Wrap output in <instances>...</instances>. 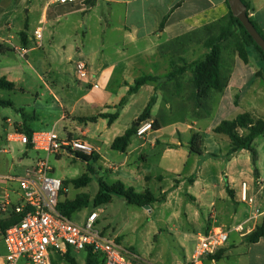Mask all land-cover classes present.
I'll use <instances>...</instances> for the list:
<instances>
[{
    "label": "crops",
    "instance_id": "obj_1",
    "mask_svg": "<svg viewBox=\"0 0 264 264\" xmlns=\"http://www.w3.org/2000/svg\"><path fill=\"white\" fill-rule=\"evenodd\" d=\"M242 2L249 6L250 19L264 36V0ZM24 10V22L18 25L12 18L5 19L0 31V79L16 86L14 90H5V101L12 104L5 107V154L17 160L16 167L23 175L34 162L32 159L26 163L23 158L33 150L17 140L9 141L13 134L53 130L62 139L80 138L95 152L86 157L88 161L74 156L85 162L91 172L93 168L109 172L117 183L135 193L149 192L156 201L147 210L155 204L172 206L173 218L183 219L182 228L173 226L181 237L182 264L190 259L198 236L212 229L227 232L231 240L222 249L220 260H214L215 264L224 258L232 259L231 264H264V239L254 244L244 241L261 224L264 215V171L259 167L258 152L254 167L248 150L230 154L229 139L223 155L208 151L205 140L212 133L211 139L216 143L225 142L226 135L215 133L214 128L243 113L264 121V103L257 109L258 100L264 101L263 60L252 49L247 63L236 54L227 68L223 60L227 85L220 93H210L208 111L194 105L190 71L168 79L172 62L184 58H176V54L186 51L185 39L227 17V1L80 0L57 5L52 0H38L35 5L26 0ZM32 13L37 24L34 31L41 28L40 47L33 33L25 32ZM20 49L27 50L23 57L18 53ZM79 60L87 67L85 79H79L75 73ZM142 76L158 80L129 95V88ZM1 91L4 90H0V96ZM152 97L155 102L148 121L152 126L155 123L157 129L143 137L132 136L124 152L113 150V141L136 123ZM252 101L255 105L245 106ZM117 111L118 117L112 123L102 117ZM179 113H185V125L181 128L175 123ZM213 115H217V121L208 124ZM238 133L245 136L247 130L238 129ZM195 134L202 140L200 155L190 153L188 148ZM211 158L216 164L212 163L214 170L209 171L206 165ZM11 170L8 168L0 176H19ZM243 183L252 200L249 204L240 200ZM6 197L13 202L18 200L17 185L0 180V203ZM186 199L193 203L187 205L191 212L184 204ZM98 213L97 227L119 243L120 235L112 220H100L102 212ZM12 217L0 215V222ZM239 226L241 230L236 231ZM5 254L0 238V264H4ZM211 259L205 264H212ZM59 260L62 257H51L52 264Z\"/></svg>",
    "mask_w": 264,
    "mask_h": 264
},
{
    "label": "built area",
    "instance_id": "obj_2",
    "mask_svg": "<svg viewBox=\"0 0 264 264\" xmlns=\"http://www.w3.org/2000/svg\"><path fill=\"white\" fill-rule=\"evenodd\" d=\"M57 5H71L80 0H52ZM90 1V0H82ZM2 28L0 27V31ZM37 46H41V28L33 32ZM26 49L18 50L23 57ZM79 79L87 77L84 61L75 64ZM153 129L152 123L145 120L137 125L135 135L143 137ZM29 146L36 153L46 156L34 158L32 166L23 176H0L3 183L17 185L18 200L9 197L0 203V215H11L20 219L4 231L0 238L6 254L4 264H52L51 257L65 256L71 249L90 253L97 264H147L139 256L123 248L97 227L99 213L92 211L81 224L57 209L60 202L63 181L52 177L53 169L48 158L51 155L79 154L93 156L95 149L80 138H60L53 130L27 134L15 133L9 139ZM5 153V149L1 150ZM240 200L251 203L246 195V184L241 186ZM240 231L241 227L235 228ZM228 241L227 232L212 229L198 236L196 245L187 264H205L213 255L223 249ZM212 264L214 259H211Z\"/></svg>",
    "mask_w": 264,
    "mask_h": 264
},
{
    "label": "rangeland",
    "instance_id": "obj_3",
    "mask_svg": "<svg viewBox=\"0 0 264 264\" xmlns=\"http://www.w3.org/2000/svg\"><path fill=\"white\" fill-rule=\"evenodd\" d=\"M25 1L26 0H0V27L2 29L5 19L12 18L18 25H20L21 22H24L27 14L24 10ZM30 1L36 5V1L38 0ZM5 12L7 15H5ZM36 25L37 24L34 21V15L32 13V15H30L29 27L25 30V32L32 34ZM207 36L208 35L206 33H200L199 35L185 39L186 51L182 54L177 53L176 58H178L177 56H181L184 57L182 59L186 58L185 60L188 62L194 57L199 58L204 55L207 51L204 48L203 43ZM189 40L191 42H188ZM222 47V58L227 68L229 66V60L234 54V48L230 41L222 43ZM174 63H176V66L182 65L179 60ZM0 99L5 100V90L1 91ZM261 103H264V101L258 100L257 109L262 106ZM251 105H255V101H252V103H245V106L250 107ZM176 115L175 123H178V128H181L182 125H185V113H179ZM261 118L264 119V114H261ZM217 119V115H213L208 120V124L216 122ZM213 136L214 135H212V133H209V137H205L204 135L207 150L218 155H223L228 149V138L223 136V138H225V142L218 144L216 141L211 139ZM254 148L259 155V167L261 171H264V137H259L258 141H256V144L254 145ZM4 149L5 107H0V151ZM37 156L44 157L46 155L42 152L36 153L35 151H28L27 156L23 159L24 162L30 163V161ZM20 157L18 156L17 158ZM48 160L53 169L52 177L63 181V193L60 195V200L71 201L75 198H87L89 201V204L85 208L72 215L71 219L74 223L81 224L85 221L90 212L101 211L100 220H112V226L115 227V231L120 235L119 243L122 247L128 251H132L129 248L132 247L140 259L147 264H182V254L179 248V244H181V237L177 232H175L173 226L175 225L182 228L183 219H177V217L173 218L174 212L172 206L171 208L165 205L160 207L159 204H155L150 206V210H147L144 207L128 205L124 198L115 196L110 204L102 205L96 208L94 207L92 200L99 189L98 180L102 179L106 184L113 185L117 183L114 175L109 172L105 173L104 171H97L95 168H93V172H91V168H89V166H87L82 160L75 159L74 154H63V156L59 157L51 155ZM210 161L211 162L206 165V169L212 171L215 166L213 164H216L214 163L216 161L212 158ZM16 162V159H11L9 153L5 154L0 152V174L5 175V171L8 168H11L13 173L23 176V172L20 167H16ZM151 162L153 161L151 160ZM89 164H92L91 160L89 161ZM188 168L189 165L184 168L185 171H187ZM83 176L90 177V183H88L85 187L75 188L71 184V180L81 178ZM64 182L67 183L65 184ZM188 203L191 206H193V203L189 202L187 199L184 202L187 211L191 212L187 208ZM189 219H191L193 224H195L192 216H190ZM159 230H161L160 234H158ZM230 241L231 240L229 239L227 242ZM70 257L73 258L77 264H85L87 252L75 251L71 249ZM231 263L232 259L224 258L218 264ZM56 264L70 263L67 260L62 259L57 261Z\"/></svg>",
    "mask_w": 264,
    "mask_h": 264
},
{
    "label": "trees",
    "instance_id": "obj_4",
    "mask_svg": "<svg viewBox=\"0 0 264 264\" xmlns=\"http://www.w3.org/2000/svg\"><path fill=\"white\" fill-rule=\"evenodd\" d=\"M247 8V15L249 17V6L243 3ZM252 25L255 27L257 32L264 39L262 33L258 30L256 24L250 19ZM163 23L160 24L162 28ZM201 33H206L208 36L203 43L206 53L192 62H187L185 59L180 58L181 66H176L174 61L172 62V71L168 76V79H173L179 75H182L186 71H190L192 74L191 84L193 92L191 98L193 99L194 105L197 107L204 108L208 111L207 101L210 97L211 92L220 93L227 85L228 76L223 70V58H222V43L231 42L233 45V53L236 54L244 63L248 62L249 49L254 50L260 55L264 62V54L261 49L253 42L251 37L247 34L244 27L240 24L237 18H235L231 11L227 17L209 24L201 30ZM158 79L151 76H142L137 78L133 85L129 88V95L135 93L142 85L148 82H156ZM16 86L6 81L4 78L0 79V90H14ZM124 102V100H123ZM155 102V98L152 97L145 110L138 117L136 123L128 129L122 136L117 137L111 148L116 151L124 152L131 137L135 135L137 125L145 120L150 119L151 108ZM12 104L5 100L0 99V107H11ZM122 103L119 104L120 108ZM102 117L107 118L109 123H112L118 117V111L114 114H104ZM153 129H157L156 124L153 123ZM238 129H246L247 134L241 136L238 133ZM217 134H223L228 137L231 143L230 154L235 153L239 150H248L251 154V161L255 167L257 162V152L253 147L255 139L264 134V121L254 120L250 114L243 113L235 117L233 120L221 121L213 130ZM28 136L30 132H25ZM202 140L197 134L193 135L188 148L190 153L200 155L202 153ZM76 156L83 161L89 159L85 156ZM256 172V169H255ZM90 177L83 176L81 178L71 180V184L75 188L85 187L90 183ZM65 184L67 182H64ZM98 192L94 195L92 203L94 207L106 205L111 202L112 197L119 196L124 198L128 205H136L138 207L149 206L156 200L149 193L137 194L132 188H126L120 182L113 185L106 184L102 179L98 180ZM63 190L61 191V194ZM89 204L87 198H75L71 201L59 202L57 209L63 215L71 218V216L85 208ZM20 218L13 216L9 220L0 222V229L6 230L13 223L17 222ZM260 239H264V215L262 217L261 224L257 226L253 231L244 237V241L249 244L257 243ZM224 251L221 249L211 258L218 261L222 257ZM67 260L70 264H77L73 258L70 257L69 252L62 257ZM95 260L92 255L88 253L85 264H95Z\"/></svg>",
    "mask_w": 264,
    "mask_h": 264
},
{
    "label": "water",
    "instance_id": "obj_5",
    "mask_svg": "<svg viewBox=\"0 0 264 264\" xmlns=\"http://www.w3.org/2000/svg\"><path fill=\"white\" fill-rule=\"evenodd\" d=\"M232 15L238 19L240 24L244 27L247 34L251 37L253 42L261 49L264 54V39L257 32L252 25L247 15V8L243 4L242 0H226ZM144 208L148 209V206Z\"/></svg>",
    "mask_w": 264,
    "mask_h": 264
}]
</instances>
